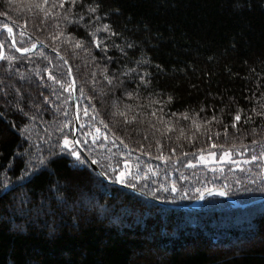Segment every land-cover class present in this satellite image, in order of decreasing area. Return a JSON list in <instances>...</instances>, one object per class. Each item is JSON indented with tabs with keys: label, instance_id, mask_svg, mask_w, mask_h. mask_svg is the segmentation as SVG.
I'll use <instances>...</instances> for the list:
<instances>
[{
	"label": "trees",
	"instance_id": "obj_1",
	"mask_svg": "<svg viewBox=\"0 0 264 264\" xmlns=\"http://www.w3.org/2000/svg\"><path fill=\"white\" fill-rule=\"evenodd\" d=\"M69 68L85 152L114 181L131 161L127 186L169 204L222 187L198 154L264 147V0H0V264H264V216L184 231L196 205L156 213L64 148ZM254 180L201 209L238 213L264 198Z\"/></svg>",
	"mask_w": 264,
	"mask_h": 264
},
{
	"label": "rangeland",
	"instance_id": "obj_2",
	"mask_svg": "<svg viewBox=\"0 0 264 264\" xmlns=\"http://www.w3.org/2000/svg\"><path fill=\"white\" fill-rule=\"evenodd\" d=\"M67 90L71 91L72 86L70 87L68 86ZM74 120H75V116H74ZM83 128H84V124H83L82 117L80 115V127H79V131L77 135L79 143L81 141L82 136H84L82 132ZM95 129H96V132H94ZM95 129L90 132H87V135L90 133L91 134L97 133L98 129L97 128ZM74 130L75 128H74V122H73L72 123V133H70V136L67 137L71 141H73ZM68 150L70 151V153H71V150H75L80 154V152L75 147L74 143H73L72 149L71 150L68 149ZM225 153H229L230 158H225L224 157ZM252 157H256V159H252ZM81 158H82V155L80 154L79 159ZM189 165L193 169L192 171L201 174L204 180H207L208 178L217 177V179L220 182L219 184L222 187L219 189H215L214 191L213 190L207 191L206 193H202L206 191L205 190L206 188L197 189V193L200 194L198 196L200 197V199L196 201L195 203H196V208L200 209V211L198 210L197 212L195 211L196 212L195 214L190 213V215H186L188 219L181 217L180 224L183 222L186 223L183 226V229L185 228L184 231H187L188 229L191 231L193 230V228H198L202 226L209 227V226H216V225H218L221 229L228 228V229L234 230L237 228L239 232H241L240 229H244L243 231H248L249 229H251L250 226L253 225V222H255V220L264 216V205L263 204L250 206L248 208L238 210V213L228 214V215L223 214V213H218L216 215V214H213V212L205 213L207 211L201 209V208L209 207L211 205L217 206L218 205L217 202L219 201L217 199H220V201L224 200V197H226L228 194L230 195L232 193V190H234V188L239 189L241 186L240 189H244V188L246 189L247 188L246 184L256 182L254 180V177L260 176V173L262 172V170L264 171V147L261 148L259 151L228 150V151H223V152H204V153L198 154V156ZM120 167L121 168L119 169V172L117 173L115 177L117 181L109 179L112 183H115V184H109V185L119 186L117 184H123L127 186V184L131 182L130 180L135 177L136 173L133 171V166H132L131 161L123 162L122 166ZM149 169H154V166L149 167ZM122 173H126V174L123 176V180L121 181L120 177ZM249 179H253L254 182H250V181L247 182ZM172 180L174 181L175 178L174 179L172 178ZM235 183L238 184L239 186L238 185L234 186ZM173 189H172V192L175 193L176 189L175 188ZM221 192L224 193V195H220ZM142 193L145 196H148L150 198H154L156 200L169 204L166 200L156 198L144 192ZM139 196L141 198H144L146 201H149V202H152L158 205L157 201L151 200L142 195H139ZM206 197H208V199H206ZM178 206H185V205H178ZM158 207L156 206V213L166 212L164 213V216L165 215L171 216V213H169L170 211H168L167 208H164L159 205ZM154 213L155 212H152L151 218H154L155 216ZM233 244H236V241L231 240L229 243L226 244V246L229 247Z\"/></svg>",
	"mask_w": 264,
	"mask_h": 264
},
{
	"label": "water",
	"instance_id": "obj_3",
	"mask_svg": "<svg viewBox=\"0 0 264 264\" xmlns=\"http://www.w3.org/2000/svg\"><path fill=\"white\" fill-rule=\"evenodd\" d=\"M13 45L15 48L16 47V43H15V39L13 37ZM42 47H45L46 46L41 43V42H38L36 46H34L32 49L28 50L27 52H22V51H19L20 53H25V54H30V53H33V52H36L37 50H39L40 48ZM3 54L2 53V57H3ZM69 72H70V80H71V83H72V93H73V110H74V115H75V120H74V136H73V141H74V144L76 146V148L79 150L80 154L84 157V159L86 160V162L90 165V167L92 169H94L97 174L102 178V180L108 184H115V183H112L105 175L104 173L98 168V166L96 165V163L88 156V154L85 152V150L83 149V147L80 145V143L78 142V131H79V127H80V114H79V107H78V91H77V85H76V81L74 79V76L72 74V71L71 69L69 68ZM78 142V143H76ZM117 184V183H116ZM125 189H128L136 194H139V195H142V196H145L142 192H140L139 190L137 189H134L132 187H129V186H126V185H123V184H117ZM151 200H154V201H157L158 205L159 206H162V207H165V208H170V209H174V210H191V209H194L195 208V203L191 204V205H185V206H178V205H172V204H167V203H164L162 201H159V200H156L154 198H150L148 196H145ZM264 203V198L262 199H258V200H255L253 202H250V203H245V204H235V203H231L232 207L234 208H248L250 206H254V205H259V204H263Z\"/></svg>",
	"mask_w": 264,
	"mask_h": 264
},
{
	"label": "snow or ice",
	"instance_id": "obj_4",
	"mask_svg": "<svg viewBox=\"0 0 264 264\" xmlns=\"http://www.w3.org/2000/svg\"><path fill=\"white\" fill-rule=\"evenodd\" d=\"M90 11H95V8H92V9H90ZM4 27L7 29V31L9 32V33H11L12 32V28L11 27H9L8 25H4ZM106 29H107V25H105L104 26ZM77 46H79V44H77ZM99 46V45H98ZM24 51H27V49H24ZM235 119L236 120H239L240 119V116L239 115H237L236 117H235ZM73 141H71L69 138H67V137H65L64 138V141H63V144H64V148H67V149H72V147H73ZM76 143H78V142H76ZM71 155L72 156H74V157H76L77 159H79L80 158V154L77 152V151H75V150H71ZM224 157L225 158H230L229 157V153H225L224 154ZM252 159H256V157H252ZM126 173H122L121 174V177H120V179H121V181L123 180V176L125 175ZM174 190V189H173ZM220 195H224V193H220Z\"/></svg>",
	"mask_w": 264,
	"mask_h": 264
}]
</instances>
